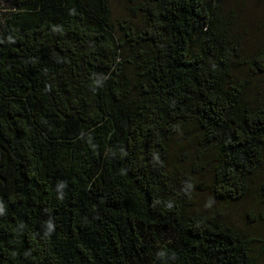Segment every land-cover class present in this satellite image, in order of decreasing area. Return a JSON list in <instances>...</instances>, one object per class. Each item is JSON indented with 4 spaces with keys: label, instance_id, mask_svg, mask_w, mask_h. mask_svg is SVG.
Returning a JSON list of instances; mask_svg holds the SVG:
<instances>
[{
    "label": "trees",
    "instance_id": "trees-1",
    "mask_svg": "<svg viewBox=\"0 0 264 264\" xmlns=\"http://www.w3.org/2000/svg\"><path fill=\"white\" fill-rule=\"evenodd\" d=\"M226 3L0 0V264L259 263L260 239L195 209L209 151L227 202L263 159L264 44ZM182 131L192 168L170 162Z\"/></svg>",
    "mask_w": 264,
    "mask_h": 264
},
{
    "label": "rangeland",
    "instance_id": "rangeland-1",
    "mask_svg": "<svg viewBox=\"0 0 264 264\" xmlns=\"http://www.w3.org/2000/svg\"><path fill=\"white\" fill-rule=\"evenodd\" d=\"M113 19L126 15L125 0H109ZM224 14L233 15V28L244 35L243 45L247 53L264 44V31L261 21L264 17V0H227ZM261 92L260 86H257ZM179 132L171 139L170 162L172 167L192 168L196 161L197 144L191 134ZM212 158L209 151L203 157L202 167L196 175L195 209L207 215L217 211L230 225L246 231L264 243V145L263 159L256 174L249 180L245 196L236 201H223L215 198L210 191L211 173L207 161ZM258 244V245H262ZM258 264H264V250Z\"/></svg>",
    "mask_w": 264,
    "mask_h": 264
}]
</instances>
